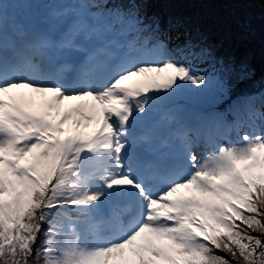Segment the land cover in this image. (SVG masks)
<instances>
[{
	"label": "snow or ice",
	"instance_id": "1",
	"mask_svg": "<svg viewBox=\"0 0 264 264\" xmlns=\"http://www.w3.org/2000/svg\"><path fill=\"white\" fill-rule=\"evenodd\" d=\"M151 2L76 0L11 35L0 3V264H264V131L198 158L215 139L166 105L209 86L180 63L209 53L170 48ZM242 101L264 121V93Z\"/></svg>",
	"mask_w": 264,
	"mask_h": 264
},
{
	"label": "trees",
	"instance_id": "2",
	"mask_svg": "<svg viewBox=\"0 0 264 264\" xmlns=\"http://www.w3.org/2000/svg\"><path fill=\"white\" fill-rule=\"evenodd\" d=\"M52 1L37 0L39 5L31 7L27 15L21 13L18 15L14 12V10L20 11L19 6L8 9L11 14L22 17L16 20L17 22L8 21L9 35L14 24L22 25L27 30L46 27L45 22L50 20V16L44 12ZM55 1L64 2V6L76 2V0ZM0 3L7 5L5 0H0ZM245 5L247 9L244 16L239 12L222 9L215 4H208L206 0H152L150 3L149 16L159 17L162 29L174 41L170 48L191 40L199 46L197 50L202 47L209 53L205 58L187 61L189 64L202 63L207 67L206 77L209 86L192 89L185 85L181 92L169 100L175 103L173 111L180 118L199 123L203 128L208 122L212 124L218 122L221 126L224 121L235 124L236 119L244 125L247 122L248 127L252 128L258 120L249 116L239 106L243 103V97L253 95L258 97L264 93V15L247 12L250 7L247 2ZM64 6L59 7L55 4L54 7L63 10ZM217 79L226 81L229 89L227 95H222L215 86L214 81ZM234 107L239 108L235 115ZM215 128L217 127L213 126L212 130ZM252 235L264 239V234L259 232H253ZM260 251L264 249H257L258 253ZM221 255H225L232 264H244L242 259L237 261L231 254L221 253ZM29 264L34 262L30 260Z\"/></svg>",
	"mask_w": 264,
	"mask_h": 264
},
{
	"label": "rangeland",
	"instance_id": "3",
	"mask_svg": "<svg viewBox=\"0 0 264 264\" xmlns=\"http://www.w3.org/2000/svg\"><path fill=\"white\" fill-rule=\"evenodd\" d=\"M7 5H10L9 9L11 10L13 6H19V12H16L14 9V12L17 13L18 15H27L28 12L31 10V7L33 6H38L39 3L37 2V0H5ZM70 1V0H67ZM209 3L215 4L216 6L222 8V9H227V10H231L232 12H239L241 13V15L245 16V9H247V7H245V3L247 2V4H249L250 9L246 10L247 12H251L255 15H264V0H206ZM55 4H58L59 7H63L64 6V2L62 1H55L53 0L51 3H49L46 6L45 12L44 13H48V15L50 16L51 19V14L54 11H60L59 8L54 7ZM21 13V14H20ZM22 17H18L17 15H13L11 14V12H9V22H17L19 19H21ZM17 20V21H16ZM7 42V41H5ZM173 39H170L169 41V46L173 43ZM180 63H184V64H188L189 66H191L195 73L197 75H203L206 76L208 73L207 67L200 63V64H189L187 61L181 60ZM188 87H191L192 89L197 88V87H201V86H196V85H192V84H187ZM178 100V99H177ZM70 103H75V102H70ZM173 104H175L174 102L171 103V101L167 102V110H171L172 112L175 113V111H173ZM176 114V113H175ZM143 115V114H141ZM157 120L160 119V116H157L156 118ZM187 120V119H184ZM188 121V120H187ZM235 124L232 122H223V125L221 126V124L219 125L218 122L215 123H210L208 122V125L203 128V131L205 132L206 135L213 137V139H215V144L213 145H208L205 144L203 142L197 144L194 148H193V152L197 154L198 158H202L203 155L206 152H210L213 150L214 147L216 146H227L229 144V142H238L240 140V138L244 135V134H254V133H258V132H262L264 131V121L258 119L255 122V125L250 128L247 127L246 125H244L242 122L239 123V121L236 119L235 120ZM194 123V122H192ZM206 123V122H204ZM228 123V126H226ZM217 127L215 129L212 130V127ZM150 126H146L145 128H137L136 132L137 135L141 134L144 131L149 130ZM225 128H227L225 130ZM218 134L220 135H226L227 139H219L218 138Z\"/></svg>",
	"mask_w": 264,
	"mask_h": 264
}]
</instances>
